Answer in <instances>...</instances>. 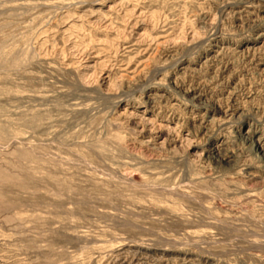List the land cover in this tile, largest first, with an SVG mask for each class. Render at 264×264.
Returning <instances> with one entry per match:
<instances>
[{"label":"rangeland","instance_id":"1","mask_svg":"<svg viewBox=\"0 0 264 264\" xmlns=\"http://www.w3.org/2000/svg\"><path fill=\"white\" fill-rule=\"evenodd\" d=\"M141 259L264 264V0H0V264Z\"/></svg>","mask_w":264,"mask_h":264},{"label":"bare ground","instance_id":"2","mask_svg":"<svg viewBox=\"0 0 264 264\" xmlns=\"http://www.w3.org/2000/svg\"><path fill=\"white\" fill-rule=\"evenodd\" d=\"M136 259V258H135ZM138 261V259H136L134 262H137ZM139 261H141L140 263H138V264H142V259L141 260H139Z\"/></svg>","mask_w":264,"mask_h":264}]
</instances>
